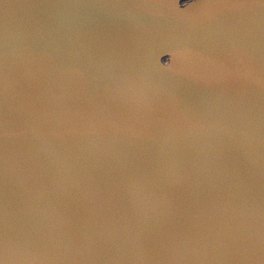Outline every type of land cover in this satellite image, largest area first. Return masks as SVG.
Instances as JSON below:
<instances>
[{"label":"water","instance_id":"1","mask_svg":"<svg viewBox=\"0 0 264 264\" xmlns=\"http://www.w3.org/2000/svg\"><path fill=\"white\" fill-rule=\"evenodd\" d=\"M0 264H264V0H0Z\"/></svg>","mask_w":264,"mask_h":264}]
</instances>
